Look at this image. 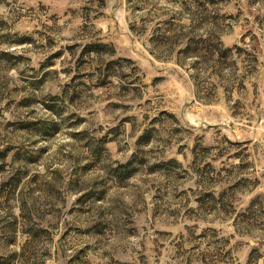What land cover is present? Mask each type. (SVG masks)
Segmentation results:
<instances>
[{
	"label": "rangeland",
	"instance_id": "374dc122",
	"mask_svg": "<svg viewBox=\"0 0 264 264\" xmlns=\"http://www.w3.org/2000/svg\"><path fill=\"white\" fill-rule=\"evenodd\" d=\"M0 264H264V0H0Z\"/></svg>",
	"mask_w": 264,
	"mask_h": 264
}]
</instances>
